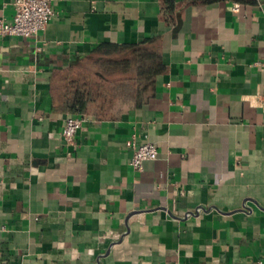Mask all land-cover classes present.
Segmentation results:
<instances>
[{
  "label": "crops",
  "instance_id": "crops-1",
  "mask_svg": "<svg viewBox=\"0 0 264 264\" xmlns=\"http://www.w3.org/2000/svg\"><path fill=\"white\" fill-rule=\"evenodd\" d=\"M175 4L53 0L36 37L0 39V264L264 259V0ZM148 39L166 71L144 105L57 108L56 73ZM69 115L85 118L74 146ZM130 140L158 159L135 170Z\"/></svg>",
  "mask_w": 264,
  "mask_h": 264
},
{
  "label": "trees",
  "instance_id": "trees-1",
  "mask_svg": "<svg viewBox=\"0 0 264 264\" xmlns=\"http://www.w3.org/2000/svg\"><path fill=\"white\" fill-rule=\"evenodd\" d=\"M222 1L252 4L255 0H192L194 4H215ZM166 10L173 13L175 0H165ZM95 64V82H81L75 77L83 74V67ZM166 71L161 53L154 40L148 39L138 45L101 44L92 55L69 70L56 73L53 78L55 105L70 114H83L90 104L98 102L97 88L109 89L112 97L136 106L144 105L156 92L157 79ZM65 83L64 87L59 86Z\"/></svg>",
  "mask_w": 264,
  "mask_h": 264
},
{
  "label": "built area",
  "instance_id": "built-area-1",
  "mask_svg": "<svg viewBox=\"0 0 264 264\" xmlns=\"http://www.w3.org/2000/svg\"><path fill=\"white\" fill-rule=\"evenodd\" d=\"M52 3L53 0H14L12 20L0 21V39L36 37L46 29L54 17ZM84 121L85 118L79 115H69L65 119L62 137L66 144L76 145ZM127 147L133 149L131 166L137 171H141L146 162L158 159L159 152L152 143L138 145L134 140H130L127 141ZM0 231H5V228H0ZM257 264H264V259L259 260Z\"/></svg>",
  "mask_w": 264,
  "mask_h": 264
},
{
  "label": "rangeland",
  "instance_id": "rangeland-1",
  "mask_svg": "<svg viewBox=\"0 0 264 264\" xmlns=\"http://www.w3.org/2000/svg\"><path fill=\"white\" fill-rule=\"evenodd\" d=\"M83 70H84L83 74L80 73L75 77L79 78L81 82H92V83L95 82L94 77L96 72L101 71L100 67L95 64H87L86 66L83 67ZM64 84L65 83L62 82L58 85L64 87ZM108 90L109 89H105L104 87L102 89H99L97 88V86H95V91L96 93L98 92V94H100V98L98 102L90 104L89 108H91L94 111H98L100 114H104L119 102L122 104H131V103H125L120 99L112 97L109 94L110 91Z\"/></svg>",
  "mask_w": 264,
  "mask_h": 264
}]
</instances>
